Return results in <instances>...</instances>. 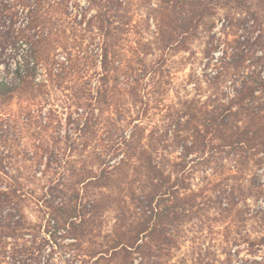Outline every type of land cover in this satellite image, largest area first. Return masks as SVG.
I'll return each instance as SVG.
<instances>
[{"label":"trees","instance_id":"trees-1","mask_svg":"<svg viewBox=\"0 0 264 264\" xmlns=\"http://www.w3.org/2000/svg\"><path fill=\"white\" fill-rule=\"evenodd\" d=\"M146 1L149 33L134 0H0V264H55L58 250L81 264H168L191 155L208 149L264 186V7ZM202 37L203 73H186ZM181 52L183 70L170 64ZM108 212L107 242L87 245Z\"/></svg>","mask_w":264,"mask_h":264},{"label":"rangeland","instance_id":"rangeland-1","mask_svg":"<svg viewBox=\"0 0 264 264\" xmlns=\"http://www.w3.org/2000/svg\"><path fill=\"white\" fill-rule=\"evenodd\" d=\"M81 1L86 3V0ZM251 1L256 6L264 7V0ZM134 2L139 8L136 13V20L141 22L139 28L143 33L145 31L149 33L148 24L143 21L147 15L148 1L134 0ZM152 2L154 4L156 1L152 0ZM151 25V29L154 30L153 21ZM215 33L217 34L215 45L218 48L215 54L219 58L223 51H228V47L223 43L226 34L224 35L222 23H218ZM232 34H235V31ZM219 39L222 43H219ZM236 39L234 35L229 37L231 42ZM208 42L209 39L202 37L193 44L192 53L197 59L193 61L194 66L191 64L186 66V73H189V69L193 67L200 74L203 73L201 60L204 51L208 50ZM8 53L10 51H5L3 56L5 61H8ZM192 53L181 52L173 55L170 64L183 70L185 65L183 58L189 57ZM5 67V64L0 65V70ZM202 156L204 157L199 158L197 154L191 155L190 166L194 167L195 174L188 183V190L180 194L187 211L172 218V225L169 227L172 238L171 249L162 256V259L168 260V264H264V247L252 246L253 240L264 236V223L261 221V211H264V186L254 188L252 177L254 173L251 172H247L244 177L229 176L231 159L227 152L216 148L208 149ZM258 179L264 184V168L258 170ZM257 191H263V195L260 194L262 198L255 197ZM172 202L179 200L174 198ZM34 208L31 204L27 212L29 219L36 223L39 222V214L33 210ZM115 215L114 212L103 215L102 230L87 245L90 246V243L104 245L107 242L105 236L115 224ZM63 243L72 244L75 243V239L65 238ZM49 252L50 250L47 251ZM54 259L55 264L74 262L81 264L79 261H73L69 256L60 254L59 250L55 253ZM67 260L71 261L67 262ZM93 263L94 261L90 264Z\"/></svg>","mask_w":264,"mask_h":264}]
</instances>
